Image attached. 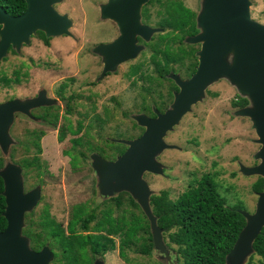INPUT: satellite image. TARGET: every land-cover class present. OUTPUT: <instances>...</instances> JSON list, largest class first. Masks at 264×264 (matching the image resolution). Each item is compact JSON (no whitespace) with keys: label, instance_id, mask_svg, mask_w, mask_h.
<instances>
[{"label":"rangeland","instance_id":"1","mask_svg":"<svg viewBox=\"0 0 264 264\" xmlns=\"http://www.w3.org/2000/svg\"><path fill=\"white\" fill-rule=\"evenodd\" d=\"M101 1L103 0H62L55 7L61 13H69L74 22L70 28L71 34L50 37L49 45H46L37 32L32 35L30 43H24L20 50L12 47L8 50L6 59L0 61V72L14 78L15 72L19 71L22 78L20 84H1L0 103L16 98H36L37 92H45L44 89L48 91L50 99L54 100V94L62 82L66 85V95L72 93L77 96L76 101L71 104L73 111L67 115L68 119L61 117L55 127L51 125V119L36 120L34 114L43 113V109L33 108L30 113L16 112L9 129L12 138L9 151L5 153L0 146V170L13 162L23 169L25 191L41 186V199L36 207L26 213L25 226L30 218L37 226L46 207L65 227L71 218L73 207L77 204H86L90 210L95 208L99 217L106 205L113 207L115 217L127 208L131 209L128 198L132 194L129 191L103 194L99 186V174L93 166L94 159L90 154L97 152L117 160L122 155L119 154L120 150L128 144L126 141L139 138L146 130L135 116L144 114L151 117L153 110H158V107L168 110L175 101L174 94L170 93V87L174 86L169 77L171 74L165 79L160 78L151 58V54L155 52L153 44L160 40V35L170 30L160 25L166 0H153L144 6L150 15L145 22L158 31L149 39L138 42L141 46L138 55L118 66L97 86L100 90L98 98L102 107V123L94 117L96 112L84 117L85 112L89 110L85 102L89 83L86 82L88 79H84V70L94 72V77L99 74L102 65L101 55L91 48L94 47L93 44L102 41L104 33L113 32L112 26L107 21H102L99 12ZM183 1L198 13L203 9V0ZM251 16L264 24V0H251ZM107 26L108 31L104 30ZM190 44L196 50H200L202 45L201 42ZM178 46L179 42L173 43L174 48ZM229 59L232 61L233 55H230ZM193 62L195 57L186 56L172 65L177 75L182 80H187L191 75ZM88 63L90 64L87 65ZM139 64L141 66L138 72L129 77L131 66ZM74 74L80 76L79 79H71L70 76ZM240 97L245 98L227 78H221L206 88L205 96L193 104L180 122L167 133L165 141L172 147L166 148L156 157L163 172L144 173L143 177L149 183L152 195L167 190L170 197L175 199L189 187L196 185L204 174L210 173L217 180L218 189L229 204L240 203L245 207V211H256L259 196L254 191L253 184L261 175L243 173L241 164L258 165L261 160L255 158V154L260 150L261 144L255 141L258 135L251 118L236 114V111L243 107H234L232 103ZM45 101L48 100L45 98ZM62 104L64 99L55 105L63 116ZM249 105L250 101L247 106ZM159 113L161 112L157 111V114ZM80 119L90 125V133L68 135L63 141L56 140L59 125H66L71 120L75 126ZM82 135L85 137L81 143L73 139L81 138ZM62 149L69 150L71 154L79 157L84 153V162H79V167H71L69 157L61 155ZM25 161L37 163L26 167ZM118 196L124 199L122 206H117L114 200ZM112 236L115 237L117 248L105 254L104 264H183L177 251L178 246L170 241L165 232L163 240L170 258L154 244L151 254L129 248L128 262L119 254L121 236ZM138 246L140 247V244ZM255 259L257 260L258 256H255ZM247 262L248 258L244 264Z\"/></svg>","mask_w":264,"mask_h":264},{"label":"water","instance_id":"2","mask_svg":"<svg viewBox=\"0 0 264 264\" xmlns=\"http://www.w3.org/2000/svg\"><path fill=\"white\" fill-rule=\"evenodd\" d=\"M62 0H26L27 8L20 15H11L0 3V61L11 47L20 50L30 43L32 35L42 31L47 37L71 34L73 20L69 13H61L55 7ZM150 0H109L102 6V16L112 18L120 28L119 36L112 42L95 47L103 57L104 71L114 72L118 65L135 58L141 46L138 36L149 39L157 28L142 23V7ZM202 31L187 39L190 43H202L198 51L199 64L193 76L182 80L175 76L180 91L165 113L157 117L144 114L135 116L145 132L137 139L126 141L128 149L115 161L93 155V166L99 174L103 194L113 191H129L139 203L150 221L155 247L169 250L163 240V229L151 206L152 190L144 179V173H162L157 155L172 145L166 143L167 133L177 125L192 105L205 96L206 88L227 78L239 93L249 99L250 105L236 111L237 115L249 116L261 144L255 158L261 162L255 166L241 164L247 175L259 174L264 178V24L251 16V0H203V9L198 16ZM233 55L232 61L229 59ZM45 101V93L32 99H13L0 103V146L7 153L12 143L10 126L16 112L30 113L31 109ZM123 141V140H122ZM21 166L10 162L0 176L4 181L3 195L6 198L4 216L7 227L0 231V264H50L54 252L49 245L41 250L31 246L30 238L24 234L25 215L41 199V186L25 191ZM258 193L254 213L241 210L246 225L240 232L233 249L227 255V264H244L254 252L253 244L264 228V187ZM94 264H104L96 260Z\"/></svg>","mask_w":264,"mask_h":264},{"label":"trees","instance_id":"3","mask_svg":"<svg viewBox=\"0 0 264 264\" xmlns=\"http://www.w3.org/2000/svg\"><path fill=\"white\" fill-rule=\"evenodd\" d=\"M0 3L11 15H20L27 8L26 0H0ZM142 14L146 21L150 18L147 9ZM160 25L170 30L160 35V40L153 44L154 61L158 65H169L188 55L185 48H174L173 43L183 45L187 36L198 31L196 12L182 1L168 0ZM191 50L190 53H194V49ZM138 69L139 66H136L129 76ZM20 81L19 71L15 72L14 78L0 72V86L2 83L10 86L13 82ZM232 104L234 107H245L249 104V99L240 97ZM59 139L63 141L64 134ZM35 163L37 162L25 161L24 165L30 167ZM76 165L73 162V166ZM263 187L264 178L260 176L253 184V189L257 193ZM3 191L4 181L0 176V231L7 227L4 216L6 198ZM114 200L117 206L124 204L122 196ZM150 202L158 225L168 234L170 241L178 246L177 251L183 264H227V255L246 225V218L241 213L245 207L240 203L229 204L220 193L218 182L212 174H204L196 185L189 187L175 199L170 197L167 190H162L153 194ZM128 203L131 209L127 208L117 217L114 216L113 207L109 205L101 210L99 217L95 208L90 210L86 204H77L73 207L66 227L46 207L39 224L36 226L30 218L23 232L30 238L35 250L50 246L54 252L51 264H94L98 259L103 260L107 252L116 250L117 244L112 235L119 234V254L128 262L129 248L133 247L145 254H151L154 249L148 217L132 196H129ZM93 222L95 223L92 225ZM253 248L254 252L249 256L247 264H264V228ZM255 256H258L257 260Z\"/></svg>","mask_w":264,"mask_h":264},{"label":"flooded vegetation","instance_id":"4","mask_svg":"<svg viewBox=\"0 0 264 264\" xmlns=\"http://www.w3.org/2000/svg\"><path fill=\"white\" fill-rule=\"evenodd\" d=\"M151 1V0H150ZM149 1V2H150ZM168 0H166V2H167ZM178 1H182L183 3H184V1L183 0H178ZM109 2V0H103V1H101V5L99 6V9H100V15H101V18H102V21L104 20V21H107L108 22V24H110L111 26H112V31L113 32H110V34H106V33H104L105 34V36L103 37V39H102V41H100V42H98V43H95V44H93L94 45V47H92L91 49L94 51V49H95V47H97L98 45H100V44H106V43H109V42H112L114 39H116L118 36H119V34H120V28H119V26H118V24H117V22L115 21V20H113L112 18H104L103 16H102V6L104 5V4H106V3H108ZM165 2V3H166ZM147 4V3H146ZM146 4H144L143 5V7H142V12H143V10L145 9L144 8V6L146 5ZM184 5L185 6H187L185 3H184ZM187 7H189V6H187ZM189 8H191V7H189ZM192 10H194L193 8H191ZM195 12H196V24H197V29H198V31L196 32V33H194L193 35H189V36H187V38L185 39V43H186V45H180V46H182L183 48H185V50H187L188 52H189V54L188 55H185L181 60H183L186 56H191L192 58L193 57H195V62H193L192 63V68H191V75L188 77V79L189 78H191L192 76H193V74L196 72V69H197V66H198V64H199V56H198V51H199V49L198 50H196L194 47H193V45L192 44H190V43H188L187 42V39L188 38H191V37H193V36H195V35H197V34H199L200 32H201V28L198 26V16H199V13L196 11V10H194ZM142 19H143V21H142V23L143 24H146V25H149V24H147V22H145L146 20L144 19V17H143V14H142ZM103 21V22H104ZM74 23V22H73ZM150 26V25H149ZM108 28H109V26H107L106 27V29H104V30H107L108 31ZM43 33L44 32H42V33H39V31H38V34H40L41 36H42V41H43V43L44 44H46V45H49V40H51L50 39V37H47L46 36V34L44 33V35H43ZM113 33H115V35L113 36ZM87 34H89V33H87ZM72 36V35H71ZM46 39H48V41L46 40ZM145 38L144 37H141V36H138V42H141V41H143ZM138 42H137V45H138ZM201 47H202V45H201ZM12 48V47H11ZM10 48V49H11ZM191 49H194V53H190L192 50ZM201 49V48H200ZM155 53V52H154ZM154 53H152L151 54V58L153 59V61H154ZM95 54V53H94ZM95 56H97L96 54H95ZM98 57V56H97ZM101 63H102V65H100V72H99V74H96L94 77H93V74H94V72H89V69H85L84 71H86V73H84V75H85V78L84 79H88V81H86L87 83H89L88 85H87V94L85 95V99H86V103L88 104V109L89 110H87L86 112H85V115H84V117L86 118L89 114H93V113H95V115H94V117L100 122V123H102V121H103V118H102V116L100 115V113H101V110H102V107L100 106V104H99V92H100V90H98L97 89V86L101 83V81L104 79V78H106V77H108L109 75H111L112 74V72H107V73H105V74H103V71H104V66H105V64H104V61H103V57L101 56ZM131 60V59H130ZM155 62V61H154ZM123 63H125V62H123ZM123 63H121V64H123ZM172 63L173 62H171L169 65H167V64H165V65H158L156 62H155V65H156V70L158 71V76L160 77V78H163V79H165L169 74H171V76H169L170 77V81H172L173 83H174V86L173 87H170V93L171 94H174V97H175V94L177 93V92H179L180 91V86H179V84H178V82H177V80H176V78H175V76H177V73H176V69L174 68V66L172 65ZM90 63H88L87 65H89ZM121 64H119L118 66H120ZM171 65V66H170ZM136 66H139V69H140V66H141V64H139V65H133V66H131L132 67V70L136 67ZM138 69V70H139ZM193 69H195V71L193 72ZM138 72V71H137ZM136 72V73H137ZM135 75V73L134 74H132L131 76H134ZM131 76H129V77H131ZM71 77V79H79V77L80 76H78V75H76V74H74L73 76H70ZM75 77V78H74ZM92 77V78H91ZM20 83L22 82V78H21V76H20ZM20 83H18V84H20ZM178 88V89H177ZM40 91L41 90H39L38 92H37V94L35 95V97H38L39 96V94H40ZM43 91H45L44 93H45V98L47 99V100H49L50 99V97L48 96V91L46 90V89H44ZM66 85L64 84V82H62L60 85H59V87L57 88V91L55 92V94H54V103L53 104H51V105H42V106H39V107H35V109H43L44 110V112L43 113H41V112H37V113H35L34 115H35V117H36V120H44V121H48L49 119H51V125H53L54 127L56 126V124H57V122L60 120V118L61 117H63V118H67V115L68 114H70V113H72V111H73V107H72V103H73V101H76V99H77V96L76 95H74V94H69V95H66ZM42 92V91H41ZM49 97V98H48ZM64 99V104H62V108H63V116H62V114L60 113V111H59V109L56 107V103H58V102H61V100H63ZM89 100V101H88ZM100 107H101V109H100ZM167 110V109H166ZM166 110L165 109H163L162 107H158V110H156V111H152L151 112V114H150V116L151 117H153V118H155V117H157L158 116V114H157V111L158 112H161V113H165L166 112ZM36 111V110H35ZM68 119V118H67ZM89 127H90V125L89 124H86L85 123V120H83V119H80V120H78V123L75 125V126H73V122L71 121V120H69V122L66 124V125H64V123L63 124H61V125H59V127H58V129H57V132H58V136H57V139L56 140H58V141H60V137L62 136V134H64V138H66L68 135H71V136H77V135H80V134H82L83 132H84V134H86V133H90V129H89ZM145 132V131H144ZM85 136L84 135H82V137L81 138H77V137H73V139L75 140V141H77V143H81L82 142V140H83V138H84ZM128 144H127V146L126 147H123L121 150H120V147H118V149L120 150V153L119 154H123V153H125V151L128 149ZM99 153V152H98ZM61 155L63 156V157H69V163H70V165H71V167L73 166V162H77V165L76 166H73V168L75 167H79V162H84V158L86 157L85 156V154L84 153H82V157H79L78 155H73V154H71V151H69V150H64V149H62L61 150ZM93 155H99V156H101L102 158H104V159H106V160H109V161H115L116 160V158L115 159H113L114 157H112V158H107V157H105L104 155H102L101 153H99V154H97V152H92L91 154H90V156H91V158H93ZM118 157V156H117ZM87 160V159H86ZM93 160V159H92Z\"/></svg>","mask_w":264,"mask_h":264},{"label":"crops","instance_id":"5","mask_svg":"<svg viewBox=\"0 0 264 264\" xmlns=\"http://www.w3.org/2000/svg\"><path fill=\"white\" fill-rule=\"evenodd\" d=\"M234 86V85H233ZM237 89V88H236Z\"/></svg>","mask_w":264,"mask_h":264}]
</instances>
